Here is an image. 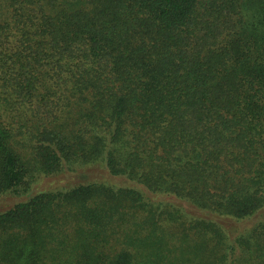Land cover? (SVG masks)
<instances>
[{"label": "trees", "instance_id": "16d2710c", "mask_svg": "<svg viewBox=\"0 0 264 264\" xmlns=\"http://www.w3.org/2000/svg\"><path fill=\"white\" fill-rule=\"evenodd\" d=\"M0 264H264V0H0Z\"/></svg>", "mask_w": 264, "mask_h": 264}]
</instances>
